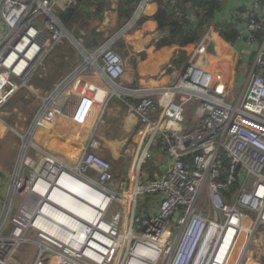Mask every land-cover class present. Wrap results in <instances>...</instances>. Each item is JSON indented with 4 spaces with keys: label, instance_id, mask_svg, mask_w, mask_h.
Listing matches in <instances>:
<instances>
[{
    "label": "built area",
    "instance_id": "1",
    "mask_svg": "<svg viewBox=\"0 0 264 264\" xmlns=\"http://www.w3.org/2000/svg\"><path fill=\"white\" fill-rule=\"evenodd\" d=\"M247 9L244 48L250 52L254 45L260 47L245 84L231 94L229 75L220 72L219 61L211 60L213 27L208 28L185 65L174 71L175 84L165 90L176 100L159 119L140 114L147 145L133 155L127 152L132 157L130 169L119 183L110 163L96 153L95 134L109 101L104 85L111 87L110 97L122 94L117 83L126 70L123 58L107 46L99 54L102 67L90 65L95 76L102 77L99 85L78 74L57 87L67 89L61 107L69 108L70 97H76L66 119L87 134L73 165L31 142L33 131L41 140L42 132L53 131L55 116L61 115L49 109L51 103L56 105L54 95L44 100L51 103L34 121L27 147L40 151L45 167L13 186V196H26L19 215L9 219L8 200L3 209L0 204V234L7 223L12 226L8 239L0 240V264H7L23 245L37 251L33 264H217L224 251L220 264H243L254 258L251 246L264 230V1L254 0ZM65 38L55 0H0V108L23 89L34 92L32 79ZM70 80H76L75 86ZM190 105L195 106V119L202 122L196 129L186 119ZM155 142L166 160L161 165L151 155ZM50 159L53 162L47 166ZM147 159L159 167L157 176L142 173ZM60 173L112 200L107 210L91 223L75 222L71 216V225L77 228L72 231L39 215L47 204L35 191L55 185ZM114 181L121 194L112 190ZM9 198L11 202L12 195ZM123 198L130 203L127 214L108 217L113 204ZM29 199H35L34 209L24 215ZM252 213L256 219L246 226Z\"/></svg>",
    "mask_w": 264,
    "mask_h": 264
},
{
    "label": "crops",
    "instance_id": "2",
    "mask_svg": "<svg viewBox=\"0 0 264 264\" xmlns=\"http://www.w3.org/2000/svg\"><path fill=\"white\" fill-rule=\"evenodd\" d=\"M253 1L221 0V8L216 11L214 22L208 23L206 26L213 27L212 49L209 51L212 55L211 60L220 62V72L229 75L230 79H227L226 82L231 84V88L235 86L239 78H243L241 84H245L253 58L260 47L256 44L248 52L243 45L248 25L246 12ZM55 2L56 12L63 27L78 35L83 43V50L93 54L87 56L89 62L98 65L100 56L97 57V54H100L101 50L107 46L117 49L122 55L126 70L124 76L117 83L122 91V99L110 97L111 87L104 85L105 94L109 95V101L102 117L103 120L106 119V123L101 120L103 124L99 125L100 127L105 125L104 132H106L109 127L107 124L110 121L114 122L116 124L114 133L117 136L124 134L125 137L121 138L124 141L116 142V140L104 136L100 138L106 146L115 150L113 155H119L118 152L121 153L122 149L125 152L130 151V154L133 155L135 150L141 146L143 133L140 114L151 119H159L162 110L170 102L176 100L175 95L165 93V90L175 84L174 71H179L185 65L194 51L195 45L200 41L182 43L181 37L175 30V23L178 22L180 26L181 24L191 26L197 21L199 15L201 17L205 13L206 9H202L201 1L195 4L194 0L193 2L190 0H146L144 4H141V0H55ZM177 7H182L184 13H179ZM62 15L65 19L62 18ZM231 25L237 27L240 35L234 42L224 40L220 33L223 27ZM76 45L80 48L78 44ZM57 62L59 61L55 63ZM238 64L243 65L241 70L243 76L238 74ZM84 66L86 69L83 72L88 70L85 73L89 75L85 77V81L91 85H99L100 74V77L95 76V70L94 72L89 71L90 64L86 63ZM71 67L74 65H71L70 68L66 66L64 69L50 67L47 82L43 83L39 90L43 92L53 90L59 83L58 81L63 79L68 71H71ZM101 67L99 66V68ZM206 69L214 71L211 67ZM56 70L58 73H53ZM75 100L74 95L70 97L69 108L74 106ZM50 103L51 101H46L47 105ZM69 108L67 109L69 110ZM73 127L76 129V126L73 125ZM129 134L133 138L131 142H134V147L127 145L129 139L126 136ZM57 135L58 133L51 136V140L56 139ZM24 140L28 144L27 137H24ZM55 148V150H50L51 155L59 156L70 165L75 164L81 155V147L79 149L75 147L79 153L73 161L71 158L74 151L72 147L59 148L57 144ZM156 154L158 157H162L158 151ZM152 155L154 160H159L160 165L162 162H166L163 158L162 160L155 159V152ZM68 159L70 161H67ZM158 174L159 167L156 166L154 173L150 176ZM260 241V244L255 246L261 245L264 249V244H261L264 243V240ZM256 252L258 253V251ZM256 252L253 253L254 258L252 257L243 264H264V256L259 260Z\"/></svg>",
    "mask_w": 264,
    "mask_h": 264
},
{
    "label": "rangeland",
    "instance_id": "3",
    "mask_svg": "<svg viewBox=\"0 0 264 264\" xmlns=\"http://www.w3.org/2000/svg\"><path fill=\"white\" fill-rule=\"evenodd\" d=\"M66 38L54 49V51L50 54V56L47 58L45 63L43 64L42 68L38 71L36 77H34L31 81L30 86L33 87L34 92L23 89L19 91L16 95H14L4 106L0 108V204L2 209L5 207V204L8 200V203L10 205L7 214L9 219H13L15 216L20 214V211L24 205V200L26 196H23L22 198L18 195L13 196V186L14 180H21L22 178H30L31 175H35L37 172L40 171V169H44L45 165H41L42 159L45 157L40 154L39 150H37L36 147L43 149L46 153L50 154V150H55L56 145L58 144V147L65 148V147H72L73 153L71 154V158L76 159L78 157V149L83 146V143L86 139V133L84 130L80 129L76 126V129L73 127V125L70 123V121L67 118L69 115V112L66 111L68 109H65L61 107L60 100H63L66 95L63 88H60L57 90V87L64 84L68 81L69 78L74 77V75H80V79H86L85 77L89 76L87 73L81 71L83 66L87 64H92L91 61L89 62L87 60L88 55L90 54L89 51H83V43L80 41V37L78 35L73 34L72 31H69L66 29ZM69 34H68V33ZM78 44L80 48L76 45ZM114 50L122 57L120 52L114 48ZM97 57H99V54H97ZM123 58V57H122ZM124 60V59H123ZM56 61H59L55 63ZM87 61V62H86ZM97 61V58H96ZM74 62V63H73ZM85 62V63H84ZM60 63V64H58ZM54 65V66H52ZM74 65V67H71V71H68L66 73L65 77L63 79H60L53 90L51 89L50 92H43L40 91L39 88L42 86L43 83L47 82L48 79V70L50 67L53 69H64L66 66ZM98 65L101 67L102 62L101 59L98 58ZM243 68L242 64H238L237 70L238 74L240 76H243V73H241V70ZM95 67H91L89 71L94 72ZM58 70L54 71L53 73H58ZM243 78H239L235 86L232 87L231 94L235 95L238 90L241 89L242 85L241 82ZM73 81V86H75L76 80H70ZM69 81V82H70ZM69 89V87H68ZM71 89V88H70ZM52 95L56 98L54 103H51L49 106V109L52 110H58L61 112L62 117H57L61 115L55 116V128L53 131H43V138L41 140L37 139L36 137L39 134L32 132L31 142L35 146L25 145L27 147V150L25 152L24 160L21 164L19 161L21 156L22 148L24 147V137L29 135L30 129L34 123V121L38 118L39 115H41L42 112L46 110V104L45 99L50 98ZM122 95V94H121ZM122 96L120 98L115 97L116 99H122ZM195 106L190 105L187 109L186 119L189 120V123L191 122V125L193 127L199 128L202 126V122H199L195 119L193 115V110ZM103 120V119H102ZM104 123H106V119L103 120ZM100 122L101 123L103 122ZM103 124V123H102ZM8 126L7 129L5 126ZM98 126V130L96 135V142L99 143V150L96 151V153L101 156L103 159L107 160L112 168V172L115 176L116 183H119L120 181H123L126 179L128 171L130 169L131 159L132 157L130 155H127V152L122 149L121 153L118 152L119 155L115 156L112 153L115 151L111 147L106 146V144L101 141V136H104L105 138H112L113 140H116V142H123L124 140H121V138L125 137L124 134H120V136H117L114 131L116 124L112 121H110L107 125L108 130L104 132V126L100 127ZM119 125V124H118ZM64 127V129H63ZM114 130V131H113ZM58 133L57 138L52 139L51 136ZM81 133L82 138H77V134ZM131 134L126 136L127 139H129V142L127 145L133 146V143L131 140L133 138L130 137ZM28 137V136H27ZM116 138V139H115ZM131 138V139H130ZM127 142V141H126ZM147 143H144V140L141 138V147L142 149L145 148ZM75 147H78L76 149ZM128 147V146H127ZM158 147V144L155 142L153 145L152 153L155 152V159H164V157L159 156L156 154V151ZM24 150V151H25ZM56 158L62 159L59 156L53 155ZM70 157V156H69ZM27 159H30V163H26ZM67 161H70L68 159ZM75 161V160H73ZM62 162L65 163V161L62 159ZM20 166V167H19ZM42 167V168H41ZM143 174L144 175H152L156 169V165L152 161L146 160L145 164L143 165ZM19 168V172H18ZM39 169V170H38ZM17 173V174H16ZM18 175V176H17ZM17 176V178L15 177ZM130 182V180H129ZM128 182V183H129ZM114 192H117L121 194L119 185L115 184L113 185ZM127 192V191H126ZM17 194V193H16ZM12 195V201L10 202L9 197ZM29 198V197H28ZM134 198V197H133ZM35 200V199H34ZM25 207V206H24ZM130 209V203L127 199H122L119 202H115L112 206V208L109 211L108 217H112L116 215L118 212H122L123 214H127V212ZM24 213V212H23ZM256 213H252L250 216V221L246 223V226H251L253 222L256 219ZM129 222V218L126 219V224ZM12 230V226L7 223L0 234V240L8 239L10 232ZM264 240V230L258 233L255 237L254 243L251 246L252 250L258 251L256 252V256L262 258L264 256V249H262L260 244V240ZM261 244H264L263 242ZM260 247V248H259ZM239 253V252H238ZM37 254V251L28 245H23L17 250V253H15L12 257L8 259L7 264H33L35 256Z\"/></svg>",
    "mask_w": 264,
    "mask_h": 264
},
{
    "label": "bare ground",
    "instance_id": "4",
    "mask_svg": "<svg viewBox=\"0 0 264 264\" xmlns=\"http://www.w3.org/2000/svg\"><path fill=\"white\" fill-rule=\"evenodd\" d=\"M27 140L29 141V137H27ZM25 145L28 144L24 140V147L22 149L23 152H25L24 150L26 149ZM22 156L23 154L20 156V162L22 160ZM52 162L53 160L50 159L47 166H51ZM61 167H64V165H61ZM61 174L62 173H60V175ZM17 176L15 177L17 178ZM59 177H57L55 185L50 186L46 184L42 190L38 187V190L35 191L41 199H45L47 204L44 207V211H42L39 215H43L47 219L50 218L62 228L72 231L77 229L74 225H71L73 220H75V222L79 221L81 224L85 222L91 223L90 221L96 220L98 214L102 215L109 207L108 198L101 192L94 190L88 184L67 173L62 174V177L58 180ZM14 184H16V179L14 180ZM33 201V199H29L26 203V207L23 211L24 215H27L28 212L30 215L32 211L30 212L28 210H32V208L34 209L35 204ZM109 202H112V200ZM53 213H55V216H53ZM71 216L73 218L72 221ZM76 224L78 225V223ZM63 241L66 243L67 240L63 239ZM225 252L226 251L220 255L217 264H220L221 258Z\"/></svg>",
    "mask_w": 264,
    "mask_h": 264
},
{
    "label": "trees",
    "instance_id": "5",
    "mask_svg": "<svg viewBox=\"0 0 264 264\" xmlns=\"http://www.w3.org/2000/svg\"><path fill=\"white\" fill-rule=\"evenodd\" d=\"M193 2V0H190ZM198 1L202 2V9H206L205 13L200 17L198 16V19L195 23H192L190 26L189 24H181V26L176 22L175 27L179 34V37L182 43H191V42H198L203 38L205 35V31L208 27V23L214 22L215 19V13L217 10H220L221 8V0H194V3L198 4ZM179 13H184L182 7H177ZM201 9V10H202ZM62 18L65 19V17L62 15ZM221 35L224 38V40L228 42H234L240 37L239 32L237 30V27L235 25L226 26L221 29ZM256 39L260 41L262 39V35L258 34Z\"/></svg>",
    "mask_w": 264,
    "mask_h": 264
},
{
    "label": "water",
    "instance_id": "6",
    "mask_svg": "<svg viewBox=\"0 0 264 264\" xmlns=\"http://www.w3.org/2000/svg\"><path fill=\"white\" fill-rule=\"evenodd\" d=\"M84 51V50H83ZM24 152L22 151V153L21 154H23ZM23 157V156H22Z\"/></svg>",
    "mask_w": 264,
    "mask_h": 264
},
{
    "label": "clouds",
    "instance_id": "7",
    "mask_svg": "<svg viewBox=\"0 0 264 264\" xmlns=\"http://www.w3.org/2000/svg\"><path fill=\"white\" fill-rule=\"evenodd\" d=\"M21 153H22V151H21Z\"/></svg>",
    "mask_w": 264,
    "mask_h": 264
}]
</instances>
